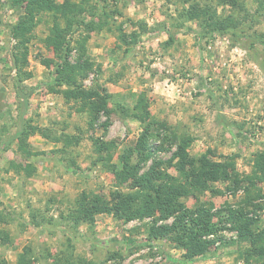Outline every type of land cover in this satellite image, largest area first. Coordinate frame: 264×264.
<instances>
[{
    "label": "rangeland",
    "instance_id": "1",
    "mask_svg": "<svg viewBox=\"0 0 264 264\" xmlns=\"http://www.w3.org/2000/svg\"><path fill=\"white\" fill-rule=\"evenodd\" d=\"M263 39L264 0H0V264H264Z\"/></svg>",
    "mask_w": 264,
    "mask_h": 264
},
{
    "label": "trees",
    "instance_id": "2",
    "mask_svg": "<svg viewBox=\"0 0 264 264\" xmlns=\"http://www.w3.org/2000/svg\"><path fill=\"white\" fill-rule=\"evenodd\" d=\"M198 12V11H197ZM204 14L206 15V13L204 11H199V13H190L189 16H188V19L187 20H198L201 24V26H203V28H207V27H213L214 29H216L218 27V32L220 33H227V32H223L225 31V28L229 27L230 24L229 23V19H232V18H229L228 19H224L223 21L220 20L219 18V22L217 20H214V19H210L207 18V19H204ZM172 40V37L171 35H169V38H168V41H171ZM257 40H259V38H257ZM260 41V40H259ZM262 42L264 41L261 40ZM19 93H22L19 91ZM24 96H26V94H24ZM26 107H27V100H24V102L22 103V107H21V111L18 112V121H20V123H23L24 121V114H25V110H26ZM20 134V132H17L16 133V136H18ZM123 177V176H122ZM129 177V176H128ZM135 184H142V185H145L146 187H149L147 185H150L151 182H149L148 180H143L142 182H140V178H137L135 179ZM183 236H185V238L188 240V243L190 244H187L185 247V249L187 251H192V247H193V244L195 241H193V238L196 239L194 236L190 235V234H187V233H184ZM192 246V247H190Z\"/></svg>",
    "mask_w": 264,
    "mask_h": 264
}]
</instances>
